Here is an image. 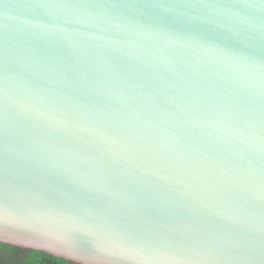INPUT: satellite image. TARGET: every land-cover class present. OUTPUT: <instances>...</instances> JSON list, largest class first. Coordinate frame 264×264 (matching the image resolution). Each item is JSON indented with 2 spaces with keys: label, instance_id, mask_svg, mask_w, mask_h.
I'll return each instance as SVG.
<instances>
[{
  "label": "water",
  "instance_id": "1",
  "mask_svg": "<svg viewBox=\"0 0 264 264\" xmlns=\"http://www.w3.org/2000/svg\"><path fill=\"white\" fill-rule=\"evenodd\" d=\"M0 243L264 264V0H0Z\"/></svg>",
  "mask_w": 264,
  "mask_h": 264
},
{
  "label": "trees",
  "instance_id": "2",
  "mask_svg": "<svg viewBox=\"0 0 264 264\" xmlns=\"http://www.w3.org/2000/svg\"><path fill=\"white\" fill-rule=\"evenodd\" d=\"M5 245L0 243V246ZM26 256L21 261H17V264H74L72 262L51 256L46 253L26 250Z\"/></svg>",
  "mask_w": 264,
  "mask_h": 264
},
{
  "label": "rangeland",
  "instance_id": "3",
  "mask_svg": "<svg viewBox=\"0 0 264 264\" xmlns=\"http://www.w3.org/2000/svg\"><path fill=\"white\" fill-rule=\"evenodd\" d=\"M25 253H28L25 249L2 245L0 246V264H17V261L25 258Z\"/></svg>",
  "mask_w": 264,
  "mask_h": 264
},
{
  "label": "snow or ice",
  "instance_id": "4",
  "mask_svg": "<svg viewBox=\"0 0 264 264\" xmlns=\"http://www.w3.org/2000/svg\"><path fill=\"white\" fill-rule=\"evenodd\" d=\"M10 240L12 239V238H9Z\"/></svg>",
  "mask_w": 264,
  "mask_h": 264
}]
</instances>
